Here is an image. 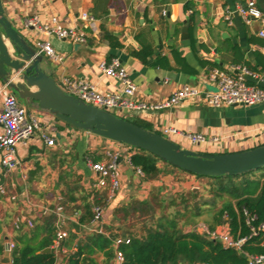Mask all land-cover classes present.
<instances>
[{"label":"crops","instance_id":"crops-1","mask_svg":"<svg viewBox=\"0 0 264 264\" xmlns=\"http://www.w3.org/2000/svg\"><path fill=\"white\" fill-rule=\"evenodd\" d=\"M249 1L3 0V4L6 15L14 27L33 46L38 39L53 41L54 36H48L38 29L26 26V18L32 15H38L42 21H46L51 15L56 14L70 26L84 25L85 22L77 17L81 11H87L96 18V29L87 28L86 43H75L56 37L58 39L56 49L63 54V59L53 61L45 57L44 67L60 86L63 79L69 77L89 81L101 92L119 90L118 81L104 73L99 66L101 61L110 62L112 58L117 57L137 84L136 99L161 102L168 99L182 85H203V77L212 68L223 69L232 75L237 74L238 67L243 65L264 71V37L259 35V31L264 28V8L260 6L259 0H255L263 16L251 23H246L242 17V24L236 23L234 17L238 7L247 5ZM186 27L188 30H185ZM104 29L110 31L121 45L112 46L104 37ZM185 33L189 34V38H183ZM183 40L189 42L184 44ZM144 45H150L154 50L148 62H144L133 54ZM157 57L166 59L159 64H154L153 61ZM31 89L36 90L37 87L33 86ZM22 103L25 104L24 101ZM28 109L40 119L41 131H45L50 124L54 125L56 131L48 132L55 133L57 143L48 145L37 133L29 140L18 144L17 155L21 165L14 168L3 179L7 184V195L0 200V264H5L3 259L8 251V243L13 241L17 245L21 234L27 233L29 238L37 232L35 230L37 226L41 227L40 233L32 240H40L47 234L44 229L46 217L54 213L44 212L42 207L55 209L57 206H62L59 201L58 204L53 205V203L39 202L33 198L31 186L32 189L35 186L39 191L43 189L42 186L31 184V176L36 173L32 161L36 159V156L45 149L62 147L63 144L59 139L61 133L70 138L79 136L75 157L86 175L85 188L92 195L96 193L92 190V184L98 180V175L89 167L88 159L94 161L104 159L105 141L99 137L100 135L96 136L86 130L70 127L50 112L35 106L30 105ZM1 113L2 102L0 101V115ZM118 113L124 114L126 118L138 120L146 125L147 129L158 133H161V129L165 126L204 133L207 140L200 144H193L179 134L168 135V138L183 143L182 147L198 152L204 149L207 150L205 153H209V150L226 153L227 149L235 152L264 144V102L253 106L210 107L202 101L190 99L156 110H125ZM1 128L0 121V130ZM213 136L221 137V140L211 141ZM191 144L195 148H190ZM113 146L123 149L128 155L134 152L126 151L127 146L124 144H113ZM88 150L96 155H88ZM2 170L0 155V173ZM121 172L122 190H120L122 192L119 194L120 190L117 191L115 198L107 201V204L103 206L104 227L108 233H111L108 227L114 224L109 207L121 202L127 195L126 191L129 190L130 193L138 185L146 190L153 187L149 181L140 180L134 169L125 161L121 164ZM118 194L119 201H117ZM58 198L62 197L58 196ZM17 217L23 219L18 228L15 225ZM79 217L80 214L76 216L73 213L65 216L63 226L69 231V236L74 234L76 238H81L80 241H84L85 236H81L83 232L85 234L95 232L89 229L88 225L91 221L81 223ZM224 223L229 224L226 221L216 226ZM64 247L66 248L64 256L60 257L55 264H63L64 257L69 251L75 249L65 245ZM112 248L115 251L113 245ZM244 250L249 253L245 248ZM245 252L241 254L245 256ZM93 256L100 264H117L115 252L111 260H108L103 252H96ZM10 260L12 264L11 251Z\"/></svg>","mask_w":264,"mask_h":264},{"label":"built area","instance_id":"built-area-1","mask_svg":"<svg viewBox=\"0 0 264 264\" xmlns=\"http://www.w3.org/2000/svg\"><path fill=\"white\" fill-rule=\"evenodd\" d=\"M239 15L246 23L262 18L263 12L257 6L255 0H250L247 5L238 7ZM78 19L84 21V25L70 26L66 25L59 15H51L46 21H42L40 16L32 15L25 20V25L33 27L46 33L48 36H56L58 39L71 40L75 43H86L88 40L87 28L96 29V18L87 11H81ZM259 35L264 37V28L259 31ZM35 47L39 53L53 61H61L63 54L60 53L52 44L50 39H38ZM104 73L116 79L120 84L117 91L101 92L96 86L81 78L65 77L62 81V88L69 94H72L86 103L93 104L100 108L122 113L125 110H156L163 107H171L186 100H198L210 107L223 106H253L264 102V71L253 69L248 66H239L238 73L235 75L227 73L220 68H212L208 74L203 77V85L185 84L178 87L172 95L161 102H148L136 99L137 84L131 78L129 71L123 65L119 58L114 57L110 62L105 60L99 64ZM0 101L2 102V113L0 121L2 128L0 130V155L3 170L0 173V200L7 195V184L3 180L17 166L21 165L18 158V144L25 142L39 133L40 137L48 144L57 143L54 125L50 124L45 131H41L40 119L33 115L28 107L22 103L19 96L9 86V81H4L0 76ZM113 112V111H112ZM124 117L122 114H117ZM40 131V132H39ZM52 134V135H51ZM161 135L167 137L170 134H179L185 137L193 144H200L207 140L204 133L189 132L181 130L174 126H165L161 129ZM221 137L213 136L211 141L219 142ZM123 144L122 142H120ZM104 147V159L94 161L88 159L89 167L98 175V180L92 184L93 192L107 189L108 201L115 198L117 191L122 188L121 164L127 162L132 167L140 180H145V172L140 166H136L131 161V155L123 149H115L113 144H107ZM126 151H132L131 147H125ZM124 148V149H125ZM44 212H53L57 215L56 232L51 248L56 252L65 253L64 241L69 237V231L63 228L64 208L57 206L55 209L42 207ZM94 217L89 223V229L92 232L103 234L112 240L115 247V259L117 264H123L125 261L124 252L120 249L122 244L131 242L129 235H111L104 227V207L95 204L93 207ZM76 216L78 212L74 213ZM247 224L251 227L250 236H241L235 238L228 223L216 226L214 229L205 224L198 226V231L205 237L220 241L225 247L237 249L244 253V245L249 237L258 235L264 231V222L259 226H254L253 222L257 215L244 209ZM225 218L228 219L227 212ZM21 217L15 220L16 227H20ZM29 224L31 222L28 220ZM16 243H8V249L12 252ZM58 256V255H57ZM246 264H264V253H247ZM166 264H212L206 261L178 262Z\"/></svg>","mask_w":264,"mask_h":264},{"label":"trees","instance_id":"trees-1","mask_svg":"<svg viewBox=\"0 0 264 264\" xmlns=\"http://www.w3.org/2000/svg\"><path fill=\"white\" fill-rule=\"evenodd\" d=\"M104 37L109 40L112 46L118 47L121 45L116 37L107 29H104ZM133 54L144 62H148L149 58L154 54V50L152 46L144 45L139 50H135ZM164 59L166 58L157 57L153 62L154 64H159ZM128 120L148 128L138 120ZM131 148L134 151L131 155V161L134 165L140 166L143 169L145 180L149 181V179H153L161 172V168L158 165V162L162 160L161 158L144 149L134 146ZM260 169H264V167ZM244 174L246 173L238 175L225 174L221 176L195 175L220 179L222 177H238ZM234 187L235 190L233 189L232 191L225 185L221 187L222 190L229 191L236 197V203H226L219 211L220 218L217 222L220 221L221 217L220 223L228 221L230 231L235 238L250 236L251 227L246 222L244 209L257 215V219L253 222L254 226H259L264 222V184L257 179H246L241 182V185L234 184ZM88 196L91 197V202L87 203L84 208L80 206L73 208V214L75 212L80 214L79 221L81 223L90 222L93 219V207L95 204L105 206L108 201L107 189L98 191L94 195L89 192ZM62 206L65 210L63 204ZM226 212L229 217L228 219L224 217ZM50 216L52 217L47 218L44 226L47 234L42 239L32 240L40 233V226H37L35 229L37 232L29 238L27 233L19 236V243L12 251V264H55L57 262L58 256L56 253L41 251L52 245L55 237L57 216L56 214H51ZM215 227L216 225L211 226L212 229ZM75 236L73 234L70 240L64 241L66 247H75L63 259L66 264H100L93 256L96 252H103L108 260L114 258L112 240L105 235L88 233L85 235L84 241H79L76 245H72ZM244 248L252 254L264 253V231H261L258 235L249 237ZM120 249L125 255L123 264H166L195 261H206L212 264H246L247 262L246 257L237 249L225 247L222 242L209 239L197 232L183 233L178 229L175 220L168 218H161L157 228L150 229L144 237L131 235V242L122 244Z\"/></svg>","mask_w":264,"mask_h":264},{"label":"rangeland","instance_id":"rangeland-1","mask_svg":"<svg viewBox=\"0 0 264 264\" xmlns=\"http://www.w3.org/2000/svg\"><path fill=\"white\" fill-rule=\"evenodd\" d=\"M57 42L58 39L54 36L52 44L55 48ZM112 111L118 114L116 110ZM59 120L62 121L61 119ZM68 126L80 129L71 124H68ZM80 130L85 131L83 129ZM166 136L168 137V135ZM99 137L105 141V146H109L107 144H121L116 140L103 136ZM59 139L61 144H63L62 147L45 149L32 161V166L35 167L36 173H34V176L30 175L32 177L31 184L42 186L43 189L39 191L35 186L33 189L31 186V193L33 198L39 202L53 203V205L58 204V201L61 202L65 207L63 215L67 216L74 212V207L80 206L84 208L87 203L91 202V197L88 196L84 185L86 175L75 157V153L78 150L79 136L70 138V136L61 133ZM177 143L181 146L183 144L180 141H177ZM123 144L132 147L129 144ZM190 148L195 147L191 144ZM100 149L102 150V148ZM115 149L120 148L116 147ZM229 150L227 149L226 152ZM201 151L202 153L207 152L206 149ZM208 152L218 153L214 152V150H209ZM91 153L90 150L87 151L90 156L96 155ZM37 160L38 162H36ZM158 165L161 168V172L153 179H149L150 184L153 186L152 189L146 190L141 185H138L133 188L132 192L129 193V190L126 191L127 193L124 192L127 194L126 197L121 202H117L122 189L119 191L117 203L109 207L114 224L109 226L108 230L112 235L144 237L150 229L157 228L161 218L175 220L178 229L183 233H199L198 226L200 224H205L208 227L218 225L222 219L221 217L220 221L217 222L220 218L219 211L228 202L236 203V197L229 191L221 189L223 185L232 191L233 189L235 190L234 184L241 185V182L246 179H257L264 184V169H256L238 177L217 179L200 177L185 172L162 160L158 162ZM58 196L62 198L59 199ZM51 217L48 216L46 218ZM199 234L202 235L201 233ZM85 235V232L81 234L82 237ZM71 237L72 234L68 240ZM80 239L74 237L72 245H76ZM61 254L58 255V260L64 256L63 253Z\"/></svg>","mask_w":264,"mask_h":264},{"label":"water","instance_id":"water-1","mask_svg":"<svg viewBox=\"0 0 264 264\" xmlns=\"http://www.w3.org/2000/svg\"><path fill=\"white\" fill-rule=\"evenodd\" d=\"M259 3L264 8V0ZM234 17L236 23L242 24L238 11L234 12ZM183 38H189V34L185 33ZM188 42L183 40L184 44ZM44 61L45 56L14 27L0 0V76L9 81V86L28 106L48 111L65 123L88 132L149 151L190 173L238 175L264 167V144L226 153H202L184 148L158 132L67 93L43 66ZM33 86L37 89L32 90ZM41 251L56 253L51 247ZM57 255L62 254L58 252ZM10 261L8 249L3 262L11 264Z\"/></svg>","mask_w":264,"mask_h":264}]
</instances>
